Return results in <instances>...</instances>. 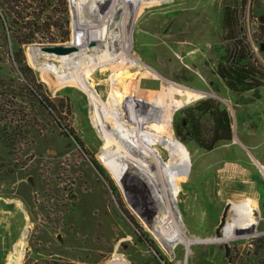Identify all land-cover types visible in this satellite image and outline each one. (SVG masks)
Returning a JSON list of instances; mask_svg holds the SVG:
<instances>
[{
	"label": "rangeland",
	"instance_id": "1",
	"mask_svg": "<svg viewBox=\"0 0 264 264\" xmlns=\"http://www.w3.org/2000/svg\"><path fill=\"white\" fill-rule=\"evenodd\" d=\"M41 1L54 6L48 23L56 28L39 27L33 38L32 31L9 23L5 30L0 21V133L2 128L19 132L20 126L28 132L14 150L0 141V264H8L18 252L22 264H110L116 258L126 264H264V252L254 246L264 237V88L245 98L249 92H231L217 74L228 47L223 33L227 9L264 66V0H160V7L137 0L141 13L132 10L136 22L128 49L141 68L114 95L131 135L154 142V150L146 152L148 169L165 189L171 180L159 174V164L177 175L170 197L178 225L168 228L179 230L181 240L172 242L151 231L167 207L159 183L134 167L126 169L125 185L119 187L99 159L107 147L93 124L91 98L74 78H59L77 72L87 79L88 71L75 67L100 56L91 50L70 58L85 46L78 31L81 0H66V8L63 0ZM92 6L97 4L90 2L87 10ZM112 33L114 38L121 34ZM18 37L34 39L21 47L29 77L62 112L63 128L3 91L4 85L17 90L22 77L13 55ZM92 42L103 45V40ZM66 50L71 51L61 53ZM232 94L238 98L230 100ZM210 99L228 112L233 140L206 152L194 141L182 144L174 123L185 121L192 108ZM201 124L207 144L213 122L204 119ZM94 162L110 180L97 172ZM226 175L231 177L224 180ZM241 201L253 215L249 228L237 220L235 203Z\"/></svg>",
	"mask_w": 264,
	"mask_h": 264
},
{
	"label": "bare ground",
	"instance_id": "2",
	"mask_svg": "<svg viewBox=\"0 0 264 264\" xmlns=\"http://www.w3.org/2000/svg\"><path fill=\"white\" fill-rule=\"evenodd\" d=\"M152 1H154L156 7L163 6V3L160 2V0ZM90 2L93 5L97 4V7L94 8L92 6L91 10L88 11L87 6ZM80 5L83 9V13L79 21L83 24L79 26L78 31L80 33L79 39H81L85 46L79 49L80 51L71 53L70 58L75 55L89 53L91 50L92 52L97 51V54L100 56L94 60H83L81 65L75 67V70L80 68L87 70V79L82 76V73L80 74L77 72L71 73V75L66 73L65 76H61L59 78L60 80L67 79L69 77L74 78V80L80 83L82 88L91 98L93 106V124L103 140V143L107 147V151L102 153L99 156V159L119 187L122 189V177L126 169L134 167L143 168V171L154 180L155 184L159 183V186H161V192L163 194V199L165 200V204H163L167 207L165 212H163L164 214H161V217L157 218L158 221L155 222L154 228L151 229L152 234L154 235L155 233V235L159 237L163 236L164 238H167V241L170 240L171 242L181 240L178 232L179 230L176 231L168 228L169 224H173V226H176V224L178 225V222L176 223L178 219L175 218V213L173 212V208L171 206L172 199L170 197V189L173 184L176 183L175 180L177 175L167 166L159 164V174L163 175L165 180L166 178L167 180H171L170 189H165L159 181L156 173L148 169V153L146 152L154 150V142L150 138H145L140 134H136L135 136L131 135L130 125L125 122L120 105L114 95L115 88L125 86L128 80L133 79L135 75L137 76L139 73L138 69L141 68L138 65V62L133 59V55L129 52L127 42L130 30L136 22L133 18L135 16L132 13V10L136 7L135 9L137 15L140 14V3L137 0H81ZM121 15H123V23H118V25L115 26ZM102 17L107 18L105 21H102L100 20ZM94 20L101 21V23L95 25V23H93ZM140 23H138L139 29L145 21ZM113 30L121 32L119 37L114 38L112 36ZM100 40H103V45L101 44V46L99 45L94 47L95 45L92 44V41ZM64 57H66V55L54 56V59H63ZM51 61L56 62L55 60ZM110 74H112L113 77H111ZM131 153L139 156L141 159L132 157ZM230 177V175H226L224 180ZM165 180H163V183L166 185ZM177 193L178 192H175L174 199H177L179 196V193ZM125 196L128 198L127 195ZM129 203L133 208V204H131L130 200ZM235 212L240 226L249 228L250 225L253 224V215L248 211L244 202L241 201L240 203H235ZM164 228H168V230L164 233L162 232L163 234L160 233V231ZM177 228H179V226ZM17 254L19 256L17 255V257H14L12 255L10 257L8 264H22V253L18 252ZM110 264H126V262L122 259L116 258L113 259Z\"/></svg>",
	"mask_w": 264,
	"mask_h": 264
},
{
	"label": "trees",
	"instance_id": "3",
	"mask_svg": "<svg viewBox=\"0 0 264 264\" xmlns=\"http://www.w3.org/2000/svg\"><path fill=\"white\" fill-rule=\"evenodd\" d=\"M32 2V5L27 4V0H7V4L4 3L3 5L0 2V21L3 28L6 30L9 23L20 31H32L33 38L36 37L39 27L43 28L47 25L50 30L51 28H56L54 23H48L49 18H51L50 15L53 14L54 6H45L43 4L42 6L40 5L41 0H32ZM63 2L66 8V0H63ZM231 11L227 9L224 14L223 33L224 41L228 43V47L219 63L217 74L231 92L243 94L250 91H258L264 88V66L254 56L248 43L241 37L242 30L236 16L234 17ZM26 12L27 14L23 15ZM56 18L52 17V19ZM26 20L28 22L31 20L30 22L33 23H26ZM33 38L23 41L18 37L13 43L14 62L24 82L19 79L17 90L13 89L11 91L12 85H8L9 87L4 85L2 88L3 91H9L10 96L15 98L20 104H26L25 106L37 115L46 116L50 123L63 128L62 112L58 111L51 99L43 93L42 87L35 77H29L31 70L26 66L21 47L32 42ZM204 119L212 121L214 128L212 140L207 144L204 139L206 138V133L202 130L203 126L201 124ZM18 120L20 122L23 121L20 117H18ZM174 129L177 138L182 144L187 145V140L194 141L198 149L206 152L215 150L220 143H231L233 140L231 120L228 112L221 109L219 104L211 99L200 102L196 107L192 108L187 113L185 121L181 120L180 124L174 123ZM18 130L19 132L16 130L10 131L7 128L1 129L0 141L8 150H14L16 143L18 144L19 141L27 139L28 132H24L21 126L18 127ZM70 135L77 140L75 135ZM94 166L102 177L110 180L100 165L94 162ZM254 246L259 250V253L264 252V237L258 238L254 242ZM228 250L227 253H229Z\"/></svg>",
	"mask_w": 264,
	"mask_h": 264
},
{
	"label": "crops",
	"instance_id": "4",
	"mask_svg": "<svg viewBox=\"0 0 264 264\" xmlns=\"http://www.w3.org/2000/svg\"><path fill=\"white\" fill-rule=\"evenodd\" d=\"M225 92H227V93L229 94L230 91H228V89H227V91H225ZM251 93H252V92H249V93L243 94L242 96H243V97H245V96H251V95H250ZM260 93H261V91H260ZM231 96H232V97L229 98L230 100H236V97H237L236 95H233V94H232ZM240 97H241V96H239V98H240ZM237 98H238V97H237ZM245 98H247V97H245ZM248 100H249V99H248ZM235 105H236V104H235ZM236 106H239V105L237 104ZM261 114L264 115V111H261ZM241 169H242V168H241ZM243 171H245V170L243 169Z\"/></svg>",
	"mask_w": 264,
	"mask_h": 264
},
{
	"label": "water",
	"instance_id": "5",
	"mask_svg": "<svg viewBox=\"0 0 264 264\" xmlns=\"http://www.w3.org/2000/svg\"><path fill=\"white\" fill-rule=\"evenodd\" d=\"M262 18H264V17H262ZM71 50H66V51H63V52H61V53H68V52H70ZM122 185H125V183L124 182H122Z\"/></svg>",
	"mask_w": 264,
	"mask_h": 264
}]
</instances>
